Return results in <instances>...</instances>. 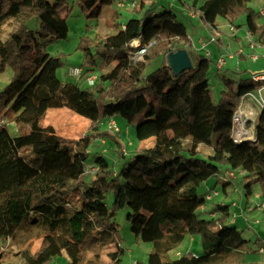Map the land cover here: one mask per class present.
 Segmentation results:
<instances>
[{
  "label": "trees",
  "instance_id": "obj_1",
  "mask_svg": "<svg viewBox=\"0 0 264 264\" xmlns=\"http://www.w3.org/2000/svg\"><path fill=\"white\" fill-rule=\"evenodd\" d=\"M112 1L79 3L89 18H98L103 4ZM139 1L140 15L130 18L116 33L97 42L83 39L79 47L87 66L78 78L59 82L55 69L62 60L50 55L46 47L68 36L67 18L60 12L64 0H0V26L6 19L24 15L10 37L0 36V70L6 64L13 69L10 82L0 90V120L8 121L0 123V247L25 223L37 221L47 230L36 252L25 250L24 264H53L64 251L69 256L68 264H83L88 249L96 247L98 254L117 240L116 211L127 206L131 208V231L153 243L146 263L136 264H220L221 254L238 250L248 241L243 230L231 223L229 205L219 202L210 208L205 206L209 192L200 197L199 188L210 177L232 169L244 171L250 191L254 181L264 193V109L256 124V143H237L231 135L241 96L264 81L249 75L235 88L230 71L220 69L228 87L215 100L209 80L212 57L182 43L175 47L174 42L186 41L189 35L173 8L157 11L154 0L150 4ZM250 1L182 2L211 25L218 17L234 23L246 14L247 30L264 44V24L257 21V13L248 6ZM35 16L41 20L38 31L27 23ZM134 39L142 43L156 40L144 60L134 62L129 58ZM182 47L192 58V68L175 74L164 62L144 74L154 56L165 58L170 50ZM109 64L114 66L101 71ZM93 73L97 80L89 85L87 79ZM56 107H67L87 117L96 130L103 118L109 121L120 115L136 124L139 140L154 137L155 145L136 151L134 160L119 169L107 154L91 151L95 145L92 134L74 140L57 133L52 125H42L48 109ZM10 122L29 125L30 129L12 134ZM216 133L219 137L213 153L200 157L199 144L212 145ZM188 138L190 146L185 147ZM116 151L110 154L115 157L114 153L119 154ZM90 154H95L91 162L97 169L95 177L90 175L86 180ZM121 155L125 157L126 153ZM108 190L114 193L111 208L106 202ZM72 194L79 200L69 199ZM200 209L210 218H200ZM197 234L201 238L200 253L188 250L174 259L163 258L164 252L174 249L187 235ZM257 236L255 242L260 248L264 246V233ZM121 253L120 248L112 253L114 264H120Z\"/></svg>",
  "mask_w": 264,
  "mask_h": 264
},
{
  "label": "rangeland",
  "instance_id": "obj_2",
  "mask_svg": "<svg viewBox=\"0 0 264 264\" xmlns=\"http://www.w3.org/2000/svg\"><path fill=\"white\" fill-rule=\"evenodd\" d=\"M118 1L120 0H113L110 3L103 4L100 16L98 18H89L88 12L83 9L79 0H64V6L61 8L60 12L62 15H66L69 25L68 36L66 38L51 41L46 47V51L50 55L57 56L62 60V65L55 69V76L59 82L74 80V77L69 74L70 67L87 66L83 52L79 47L84 38L97 42L107 35L116 33L130 18L140 15L138 11L140 10L139 0L138 5L134 8L118 7ZM152 1L153 0H145L146 4H150ZM154 1V9L157 11H162L170 7L173 8L178 14V18L186 24L187 33L195 43V45L193 44L194 47L198 48L197 41L201 38L208 40L214 37L216 39L215 41L209 42L208 44L210 45L207 46V49L212 50L213 61L211 63L209 80L215 100L218 101L223 90H226L228 87L226 81L222 77L223 73L220 72V69L217 70L216 58L221 53H225L227 50L236 51L239 48H242L244 51V54L235 56V59L227 58L228 65L226 63L224 67V69L230 68L231 71L229 76L234 79L233 86L235 88H238L241 78L264 71V44L258 43L256 48H250L245 41L244 36L248 26L246 24V14L236 18L234 23L230 22L225 17H218L216 24L211 25L202 22L198 14L195 13L196 11L182 2L185 1L187 4H191V0ZM248 6L257 13V21L260 24H264V15H261V11L264 10V0H251ZM193 13L198 17L195 15L194 17ZM192 16L194 18H192ZM23 18L24 15L17 18L6 19L0 26V36L3 39L10 37L19 27ZM27 23L29 28L38 31L41 20L35 16L30 18ZM232 25L235 27V32L231 30ZM237 29L238 31H236ZM235 33L236 35H234ZM182 42H190V39L188 38L186 41ZM182 42H174L173 44H175L176 47L177 44L179 45ZM220 44H224V49L221 51L218 49V45ZM187 46H190V44L187 43ZM201 50L202 52H206L203 48ZM254 54L258 55L256 61L252 59V55ZM164 62L165 58L161 54L154 56L147 64L144 74L147 75ZM113 66L114 64L105 65L101 71H108ZM12 76V66L6 64L5 68L0 70V90L10 82ZM115 116L117 125L121 130L120 132H113L112 129L109 128L108 120H103L105 118L99 122V129L96 130L94 123H92L90 119L67 107L48 109L41 123L42 125H52L57 133L69 139L76 140L84 137L86 134H92V137L95 138V145L92 147L91 151H102L107 154V157H109L112 162H117L116 167L122 169L124 165L134 160L133 153L154 146L155 138L139 140L136 137V124L129 123L127 119L120 115ZM257 121L255 124H257ZM9 129L12 134H19L29 131L30 126H20L17 123L10 122ZM218 137L219 133H216L213 137L212 145L205 143L199 144L198 150L200 157L207 158L213 153L214 144L217 142ZM116 140L119 141L121 146L115 142ZM184 145L185 147L190 146V138L184 140ZM109 149L111 150L109 151ZM113 149L119 151V154L114 153V156L118 157L119 155V158L115 159V157L110 154ZM121 152L126 153V156L123 157ZM94 156L95 154L89 155L87 174L84 176L86 180H89L91 176L95 177L97 167L91 162ZM236 172L233 178L230 177V179L225 182L222 179L223 175L210 177L207 182L203 183L199 188V195L201 197L207 192L213 194L215 190H219L220 194L216 195L214 200L211 199L212 201L206 200L204 203L205 206L210 208L213 204L219 202H224L229 205L231 223H235L239 229L243 230L244 236L248 239L247 243L242 248L221 254L218 258V262L220 264H262L264 255L259 251L260 248H258L255 242L258 236L254 233L255 231H258L260 235L264 233V207H260L261 204H264V193L254 181L251 182L252 191H250V188L246 186L247 182L244 180L243 175L239 172V175H237ZM225 190H227V192ZM105 194L107 205L111 208L113 206L114 193L112 190H108ZM72 198L79 200L77 194H72L69 197V199ZM130 212L131 208L128 206L116 211L114 221L118 228L117 240L102 247L98 254H96V247L90 250L88 249L84 254L83 264H114L112 253L119 248L122 250L120 254V264H136L138 261L146 263L149 252L153 249V243L137 238L131 231V220L128 218ZM197 213L200 218H210V214L208 212H203L201 209L198 210ZM216 213L220 215V212ZM36 223H25L17 229L12 237L7 238L2 243L0 251L3 255V264H24L25 250L28 249L31 252H36L40 248L42 236L47 230L37 221ZM95 232L98 234L99 231L97 230ZM188 250L196 253L202 251L200 235H187L174 249L164 252L163 258L174 259ZM69 261V256L64 251L63 254L56 257L52 263L68 264Z\"/></svg>",
  "mask_w": 264,
  "mask_h": 264
},
{
  "label": "built area",
  "instance_id": "obj_3",
  "mask_svg": "<svg viewBox=\"0 0 264 264\" xmlns=\"http://www.w3.org/2000/svg\"><path fill=\"white\" fill-rule=\"evenodd\" d=\"M138 0H120L117 2L118 7H131L134 8L138 5ZM196 13V12H195ZM193 13V16L195 15ZM197 14V13H196ZM261 15H264V10L261 11ZM235 25V24H234ZM234 25L231 26V30L235 32ZM238 31V29L236 30ZM236 35V33L234 34ZM245 41L248 44L250 48H256L258 45V41L254 34L247 30L245 33ZM190 42L188 44L193 45L192 39L189 37ZM216 39L214 37L209 38L206 40L205 38L200 39V47L199 50L202 48L206 50L205 54L208 57H211L212 53L210 49H207V46L209 45V42L215 41ZM155 43L154 41H151L149 43H142L140 39H134L130 42L131 49L129 51V58L132 61H139L143 60L145 53L148 51V49ZM222 49H224V46H222ZM244 54V51L242 48H239L236 51L227 50L225 53H221L216 58V64L219 69H222V67L227 63V58H234L235 56H240ZM252 59L256 61L258 59V55L254 54L252 55ZM83 71V67L81 66H73L70 67L69 74L73 76L74 78H78ZM252 79L256 81H264V71H261L259 73H253L251 74ZM97 80V74H92L87 79V84L93 85ZM264 109V82L257 87L255 90L248 91L245 94L241 96V102L238 106L237 110L234 113L233 116V124H232V139L237 143H243V142H250V143H256L257 141V130H256V121L258 120V117L262 110ZM8 121L6 119H1L0 123H7ZM109 128L112 129L114 132H120V128L116 123V120L114 118H110L108 121ZM238 171L241 175L244 174V171L242 170H232L227 169L226 173L223 175V179L225 181H228L230 177L235 176V172ZM238 173V175H239ZM218 194V190H215L214 193H209L206 195L207 200H211L214 198L215 195ZM260 207H264V204H261ZM260 252L264 255V246L260 247ZM264 264V258L263 262Z\"/></svg>",
  "mask_w": 264,
  "mask_h": 264
},
{
  "label": "water",
  "instance_id": "obj_4",
  "mask_svg": "<svg viewBox=\"0 0 264 264\" xmlns=\"http://www.w3.org/2000/svg\"><path fill=\"white\" fill-rule=\"evenodd\" d=\"M165 62L175 74H179L184 70L190 69L194 66L192 58L185 47L179 48L177 50H170L165 55Z\"/></svg>",
  "mask_w": 264,
  "mask_h": 264
},
{
  "label": "crops",
  "instance_id": "obj_5",
  "mask_svg": "<svg viewBox=\"0 0 264 264\" xmlns=\"http://www.w3.org/2000/svg\"><path fill=\"white\" fill-rule=\"evenodd\" d=\"M195 16H197V15H195ZM194 16V17H195ZM199 16V15H198ZM197 16V17H198ZM193 16H192V18H194ZM203 22V21H202ZM190 37V36H189ZM191 38V37H190ZM192 42H193V40H192ZM184 45H186L187 46V43H185V42H182ZM194 43V42H193ZM197 43H198V48H196V47H194V45H195V43H194V45H190V48H193L194 50H196V51H198V52H200V53H204L205 54V52H202V50H199V44H201L200 43V39H199V41H197ZM210 45V44H209ZM208 45V46H209ZM201 46V45H200ZM222 46H224V44L222 45V44H220V45H218V49H219V51H221L222 50ZM211 50V49H210ZM211 53H212V50H211ZM211 57H212V55H211ZM230 59H235V58H230ZM226 65V64H225ZM225 65L222 67V72H224L225 70H228V71H231L230 70V68H227V69H224V67H225ZM227 65H228V63H227ZM218 67V66H217ZM116 117V116H115ZM226 189V188H225ZM226 192H227V190H225ZM254 234H259V232L258 231H255V233ZM260 235V234H259ZM261 235H263V234H261ZM181 255V254H180ZM179 257V256H178Z\"/></svg>",
  "mask_w": 264,
  "mask_h": 264
}]
</instances>
